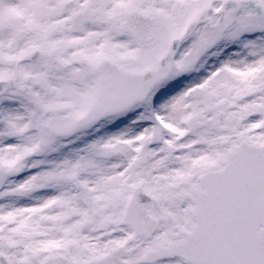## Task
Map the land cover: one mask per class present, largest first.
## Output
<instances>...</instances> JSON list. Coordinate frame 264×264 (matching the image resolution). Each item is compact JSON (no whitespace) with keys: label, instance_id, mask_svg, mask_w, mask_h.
<instances>
[{"label":"snow or ice","instance_id":"1","mask_svg":"<svg viewBox=\"0 0 264 264\" xmlns=\"http://www.w3.org/2000/svg\"><path fill=\"white\" fill-rule=\"evenodd\" d=\"M0 264H264V0H0Z\"/></svg>","mask_w":264,"mask_h":264}]
</instances>
